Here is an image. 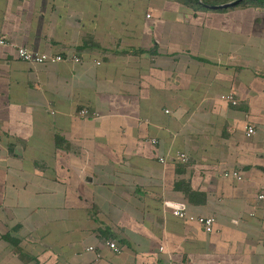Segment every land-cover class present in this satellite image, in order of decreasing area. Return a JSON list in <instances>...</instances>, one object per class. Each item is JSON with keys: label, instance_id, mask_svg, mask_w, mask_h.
<instances>
[{"label": "crops", "instance_id": "crops-1", "mask_svg": "<svg viewBox=\"0 0 264 264\" xmlns=\"http://www.w3.org/2000/svg\"><path fill=\"white\" fill-rule=\"evenodd\" d=\"M113 1L0 0V264H264V26Z\"/></svg>", "mask_w": 264, "mask_h": 264}, {"label": "built area", "instance_id": "built-area-1", "mask_svg": "<svg viewBox=\"0 0 264 264\" xmlns=\"http://www.w3.org/2000/svg\"><path fill=\"white\" fill-rule=\"evenodd\" d=\"M6 45H12L6 38L0 36V46H6ZM15 55L16 58L27 63H32V64H43V63H57L62 60H64V57L59 54H49V53H44V52H36L33 50H30L26 47H21V46H15ZM74 62H78L79 58L76 56H73L71 58ZM221 100L229 102L233 105H235L237 102L232 94L226 95L221 97ZM80 115L84 117H96V113H92V115L85 109L80 111ZM245 134L247 137H250L251 135L254 134V129L250 126H247L245 128ZM152 143H156V140L152 139ZM178 158L182 162H186L188 157L184 153L178 154ZM160 162H164L163 158L159 159ZM224 176H233L237 180L241 179V176L237 172H225ZM257 199L262 203L263 208H264V191L260 192L257 195ZM171 213L173 216L179 218V219H186L190 222H193L197 225H199L206 233H211L213 232V226L215 223V219L213 217L209 216H192L187 214L185 206L184 205H174L171 208ZM106 246L112 250L113 252H119V247L114 243L113 241H107ZM92 249V248H89Z\"/></svg>", "mask_w": 264, "mask_h": 264}, {"label": "rangeland", "instance_id": "rangeland-1", "mask_svg": "<svg viewBox=\"0 0 264 264\" xmlns=\"http://www.w3.org/2000/svg\"><path fill=\"white\" fill-rule=\"evenodd\" d=\"M142 3H143V0H119V2L117 0H114L113 2L110 3V9H125V10H130V9H135V8L143 9L145 7L142 6ZM158 3L160 5L161 4L165 5V9L170 8V7L172 8L173 6H175V9L186 10L187 9L186 6L188 5L192 6L193 8L199 7L196 0H193L189 4H185V2L176 4V3L170 2L169 0L160 1ZM147 8L151 12H154L155 8L150 7V6ZM188 9H191V8H188ZM251 24L254 25L255 27L264 26V12L259 9H251L250 6H244L243 4L237 7H233V26L236 25L239 28L237 29L238 34L237 33L235 34H237L238 36H244L243 34H240L241 33L240 31L245 30V27ZM241 27H244V28H241Z\"/></svg>", "mask_w": 264, "mask_h": 264}, {"label": "trees", "instance_id": "trees-1", "mask_svg": "<svg viewBox=\"0 0 264 264\" xmlns=\"http://www.w3.org/2000/svg\"><path fill=\"white\" fill-rule=\"evenodd\" d=\"M181 2H185V4H189L190 2H192L193 0H179ZM199 1V3H198ZM235 0L232 1H228V0H196L197 4L199 5L197 9H206V8H210L208 6H217V5H222V4H227L230 2H233ZM244 5V6H250V7H255V8H264V0H243L238 4H234V5H230L227 7H237L239 5ZM225 7L222 8H214L217 10H222Z\"/></svg>", "mask_w": 264, "mask_h": 264}, {"label": "water", "instance_id": "water-1", "mask_svg": "<svg viewBox=\"0 0 264 264\" xmlns=\"http://www.w3.org/2000/svg\"><path fill=\"white\" fill-rule=\"evenodd\" d=\"M241 1H243V0H235V1L227 3V4H222V5H217V6H208V7H210V8H222V7H227V6H230V5L238 4Z\"/></svg>", "mask_w": 264, "mask_h": 264}]
</instances>
